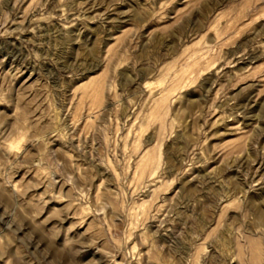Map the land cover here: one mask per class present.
<instances>
[{
	"label": "rangeland",
	"instance_id": "374dc122",
	"mask_svg": "<svg viewBox=\"0 0 264 264\" xmlns=\"http://www.w3.org/2000/svg\"><path fill=\"white\" fill-rule=\"evenodd\" d=\"M0 264H264V0H0Z\"/></svg>",
	"mask_w": 264,
	"mask_h": 264
}]
</instances>
